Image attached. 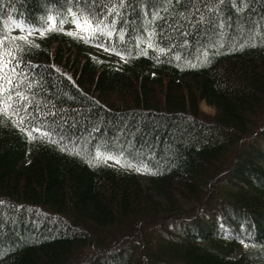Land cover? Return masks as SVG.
<instances>
[{"label": "trees", "instance_id": "trees-1", "mask_svg": "<svg viewBox=\"0 0 264 264\" xmlns=\"http://www.w3.org/2000/svg\"><path fill=\"white\" fill-rule=\"evenodd\" d=\"M9 50L0 264H264V0H0Z\"/></svg>", "mask_w": 264, "mask_h": 264}, {"label": "rangeland", "instance_id": "rangeland-1", "mask_svg": "<svg viewBox=\"0 0 264 264\" xmlns=\"http://www.w3.org/2000/svg\"><path fill=\"white\" fill-rule=\"evenodd\" d=\"M64 27L67 28V29L81 30L80 28H77L76 25H74L73 23H68V24L64 25ZM26 32L27 31H25L24 29H21V28H15L14 29V33H17L19 35L26 36ZM31 33L35 34V35L37 34L35 32H31ZM110 58H111V60H113L116 63H120L122 61V59L120 57H117V56H114V55H112ZM199 108H200V111L206 116L212 117L214 115V109L212 107L206 105L204 101L200 102ZM103 161H105L109 165H112V166H115V167L124 168L126 171L135 173L136 176L138 177L141 185L144 188H146L148 186L147 179L143 175V173L140 172V171H134L129 166L125 165L121 159H119V158L111 159L109 157H104ZM117 161H119V162H117Z\"/></svg>", "mask_w": 264, "mask_h": 264}, {"label": "snow or ice", "instance_id": "snow-or-ice-1", "mask_svg": "<svg viewBox=\"0 0 264 264\" xmlns=\"http://www.w3.org/2000/svg\"><path fill=\"white\" fill-rule=\"evenodd\" d=\"M69 12H71V9H69ZM48 18H49V20H52V17L51 16H49ZM72 23L74 25H76L77 28L84 29V30H89V31L92 30V28L94 27V25L92 24L91 21H89L87 19L81 21V20L75 18V16H74V18L72 20ZM38 31H39V34L40 35H44L46 30L45 29H39ZM67 34H69V35H76L75 33H72V32H68ZM28 35H31V31L29 32ZM12 39H14V40L15 39H18V40L25 41V43H27L29 45H31V44L34 43L33 41H29L27 39V36H23V35H21L19 37H12ZM35 46H38V45H35ZM7 55L9 56V60L8 61H4L3 55H0V71H2L5 67L10 66L11 63H12V60L15 59V57H16V53L13 52V51H11V50L8 51ZM17 62H19V61H17ZM10 70L14 71V69H10ZM7 82L10 85L11 82H12L11 78H9ZM0 91H2V85H0ZM9 98H11V97H9ZM5 107H7V106H5ZM36 130L39 131V129H36ZM28 135H29V138L30 139L33 138L30 132L28 133ZM45 135H47V133ZM109 158L115 159V157H109ZM117 162H119V161H117ZM128 166H131V165H128ZM139 170L140 169H137V171H139Z\"/></svg>", "mask_w": 264, "mask_h": 264}]
</instances>
